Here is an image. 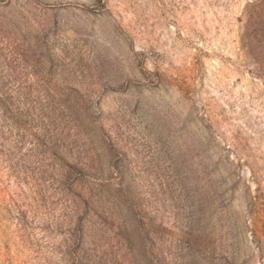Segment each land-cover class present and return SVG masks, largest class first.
Listing matches in <instances>:
<instances>
[{"label": "rangeland", "instance_id": "obj_1", "mask_svg": "<svg viewBox=\"0 0 264 264\" xmlns=\"http://www.w3.org/2000/svg\"><path fill=\"white\" fill-rule=\"evenodd\" d=\"M24 98L0 264H264V0H0Z\"/></svg>", "mask_w": 264, "mask_h": 264}, {"label": "trees", "instance_id": "obj_2", "mask_svg": "<svg viewBox=\"0 0 264 264\" xmlns=\"http://www.w3.org/2000/svg\"><path fill=\"white\" fill-rule=\"evenodd\" d=\"M0 108L3 109L5 118L14 126V128H18L21 125V123L14 120V116H17V118L21 119V121L24 120L23 122L26 123L28 121V113L32 112V110L33 111L36 110L35 107L33 108L28 107V98H24L22 100H16V101L9 99H5L4 101L0 100ZM42 115L44 114L42 113ZM55 122H56L55 119L49 118L50 124H48L47 126L48 127L53 126Z\"/></svg>", "mask_w": 264, "mask_h": 264}]
</instances>
